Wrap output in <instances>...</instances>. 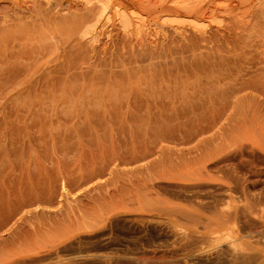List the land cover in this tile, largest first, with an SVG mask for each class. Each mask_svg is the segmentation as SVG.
Masks as SVG:
<instances>
[{
	"label": "rangeland",
	"instance_id": "rangeland-1",
	"mask_svg": "<svg viewBox=\"0 0 264 264\" xmlns=\"http://www.w3.org/2000/svg\"><path fill=\"white\" fill-rule=\"evenodd\" d=\"M0 264H264V0H0Z\"/></svg>",
	"mask_w": 264,
	"mask_h": 264
},
{
	"label": "bare ground",
	"instance_id": "bare-ground-1",
	"mask_svg": "<svg viewBox=\"0 0 264 264\" xmlns=\"http://www.w3.org/2000/svg\"><path fill=\"white\" fill-rule=\"evenodd\" d=\"M116 14H117V15H119V14H120V13H119V10H117V11H116Z\"/></svg>",
	"mask_w": 264,
	"mask_h": 264
}]
</instances>
